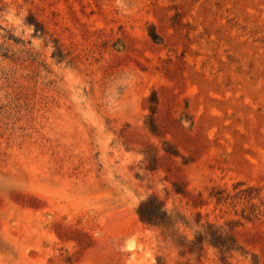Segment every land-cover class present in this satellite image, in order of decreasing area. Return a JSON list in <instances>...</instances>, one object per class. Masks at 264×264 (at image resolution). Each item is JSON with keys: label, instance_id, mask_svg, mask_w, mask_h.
Masks as SVG:
<instances>
[{"label": "rangeland", "instance_id": "obj_1", "mask_svg": "<svg viewBox=\"0 0 264 264\" xmlns=\"http://www.w3.org/2000/svg\"><path fill=\"white\" fill-rule=\"evenodd\" d=\"M124 3L0 0V264H264V0Z\"/></svg>", "mask_w": 264, "mask_h": 264}, {"label": "trees", "instance_id": "obj_2", "mask_svg": "<svg viewBox=\"0 0 264 264\" xmlns=\"http://www.w3.org/2000/svg\"><path fill=\"white\" fill-rule=\"evenodd\" d=\"M33 33L34 35L37 33H42L41 26L38 23H34L33 25ZM149 36L152 40H155V34L149 33ZM54 53L52 57H60V50L58 47H54ZM148 103L150 105V112L154 113V108L156 105V97L155 93H152L148 99ZM136 214L140 220V222L149 227H161L165 222L170 221V216L167 215L166 211L163 209L160 201L155 197H150L147 200L141 202L136 210ZM215 239L209 242L216 249L224 248V245L220 240L222 239L221 234L216 230V233L213 234ZM227 250V249H226Z\"/></svg>", "mask_w": 264, "mask_h": 264}, {"label": "clouds", "instance_id": "obj_3", "mask_svg": "<svg viewBox=\"0 0 264 264\" xmlns=\"http://www.w3.org/2000/svg\"><path fill=\"white\" fill-rule=\"evenodd\" d=\"M118 5H122L125 9H128V5L124 3V0H116Z\"/></svg>", "mask_w": 264, "mask_h": 264}]
</instances>
